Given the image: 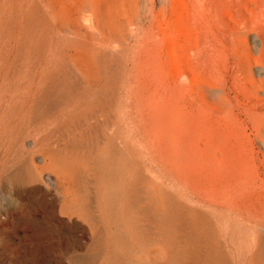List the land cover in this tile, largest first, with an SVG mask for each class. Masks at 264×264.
Returning <instances> with one entry per match:
<instances>
[{
    "label": "rangeland",
    "instance_id": "rangeland-1",
    "mask_svg": "<svg viewBox=\"0 0 264 264\" xmlns=\"http://www.w3.org/2000/svg\"><path fill=\"white\" fill-rule=\"evenodd\" d=\"M159 2L134 1L131 32L115 43L96 31L83 0H0V264H118L107 237L126 230L193 235L219 264H238L239 253L252 249L247 217L264 205V124L257 135L237 97L249 103L241 84L264 78V0H228V49L213 74L227 78L231 101L220 127L234 128L239 141L215 133L208 150L229 146L247 160L249 182L238 187L247 192L231 212L183 187L145 131L154 123V92L135 87L133 62ZM123 7L122 0L104 5L105 27L121 23ZM177 78L190 84L196 77ZM209 97L225 93L216 88ZM167 100L172 119L182 120L185 104ZM255 230L264 236V228Z\"/></svg>",
    "mask_w": 264,
    "mask_h": 264
},
{
    "label": "bare ground",
    "instance_id": "bare-ground-1",
    "mask_svg": "<svg viewBox=\"0 0 264 264\" xmlns=\"http://www.w3.org/2000/svg\"><path fill=\"white\" fill-rule=\"evenodd\" d=\"M134 1L122 0L124 18L121 23L109 22L107 27L101 11L109 0H83V9H92V16L97 22L95 28L101 36L110 42H123L131 32L127 25L132 24L130 11ZM159 1L158 10L150 9V24L147 30L142 31L133 62L135 87L152 90L157 107L151 113L154 123L145 124V131L149 133L152 130L153 153L169 161L168 166L176 171L183 187L190 188L195 197L231 212L247 192L238 189L242 180L245 184L249 182L247 160H243V156L236 157L234 149L229 146L217 148L213 153L208 150L217 137L215 133L223 134L231 143L239 141L234 137V128L226 124L224 128L220 127L227 116L223 111L224 101H231L227 78L217 80L213 76L220 69L221 58L228 49V0ZM177 11L181 18L179 26L175 25L174 18ZM126 26L128 33L125 32ZM189 75L196 77L190 84L177 78ZM241 85L249 103L245 104L237 97L238 106L244 109L247 106L245 113L259 135L264 124V96L260 93L264 78L261 83L250 80ZM216 88L225 93V97L219 101L209 97ZM178 98L185 104L180 110V121L175 117L172 119L174 107L167 108L163 104V100L168 99L166 103L173 105ZM252 101L255 103L251 104ZM122 152L127 154L124 165L125 178L129 181L130 149L126 147ZM170 154H174L176 160ZM185 156L188 158L185 159ZM254 168L255 162L251 169ZM195 176H200L199 183H196ZM262 193L264 199L263 189ZM128 197L125 194L124 201ZM112 199L113 203H119V194H114ZM239 210H243V207ZM247 218L251 226L248 230L254 236V241L249 242L251 250L239 253L238 264H264V236L260 230H255L257 227L264 228V205L254 212L249 210ZM234 237L230 241L236 249L238 241ZM107 239L112 244L110 254L121 256L117 259L118 264H219L204 257L193 235L134 236L126 230L123 234H109Z\"/></svg>",
    "mask_w": 264,
    "mask_h": 264
}]
</instances>
